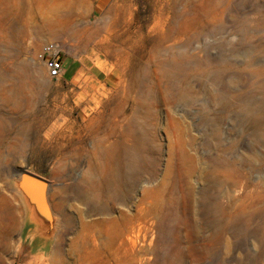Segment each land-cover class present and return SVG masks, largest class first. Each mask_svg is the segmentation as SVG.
I'll use <instances>...</instances> for the list:
<instances>
[{
    "label": "rangeland",
    "instance_id": "374dc122",
    "mask_svg": "<svg viewBox=\"0 0 264 264\" xmlns=\"http://www.w3.org/2000/svg\"><path fill=\"white\" fill-rule=\"evenodd\" d=\"M48 39L63 43L65 79L36 58ZM157 67L153 82L185 99L163 88L139 103L132 75ZM140 117L175 207L150 212L144 173L132 198L92 209L77 184L97 179L102 147ZM169 118L183 123V149L169 146ZM23 126L32 132L18 138ZM23 168L50 183L39 208L18 184ZM0 210V264H264V0H0ZM121 213L145 217L135 246Z\"/></svg>",
    "mask_w": 264,
    "mask_h": 264
},
{
    "label": "bare ground",
    "instance_id": "6f19581e",
    "mask_svg": "<svg viewBox=\"0 0 264 264\" xmlns=\"http://www.w3.org/2000/svg\"><path fill=\"white\" fill-rule=\"evenodd\" d=\"M60 27L61 29L64 28L62 25ZM93 34L94 32L91 31L86 38L90 39ZM173 67L164 65L160 73L161 76L163 78L170 77L174 72ZM160 74L158 72V67L151 73H133L131 78V88L138 87L140 89L141 95L139 103L142 104L143 102L147 101L152 102L155 98V93H160L163 88L173 98H186V92L183 90V88L168 84V82L165 86H162L160 83L155 84L152 80V77L154 76L159 78ZM125 111V100L115 104V117L116 115L126 116ZM114 119V117L110 118V120L113 122L115 121ZM169 122L175 123L179 130V133L174 136L173 139H169V146L171 150L175 149L177 144L179 145L180 149H183L188 144L184 138L183 123L176 118H169ZM108 124L109 123H107L106 126H108ZM150 125L151 124H149V120L146 117H140L138 122L135 121V119L129 120L127 126L120 130V137L112 144L104 145L102 147V151L100 152V158L102 160L99 164L90 167L89 170V175H93L97 177V179H89V181L86 180L87 184H77L79 189H76L75 192L78 197L83 199L85 202H89L92 206V209L94 208L97 211L104 212L108 209L107 201L109 199L116 200L118 202H125L132 198L134 188L137 185H142V176L144 173L149 174L151 180H153V183L148 181L147 186L143 187L141 191L143 198L152 199L150 212L152 211L159 214L166 208L169 209L173 206L175 207V198L178 193L177 187H175L172 182L167 183L164 180H158L160 173L159 160L157 156L154 157V154L160 152L159 150L161 145L158 143L157 133L150 131ZM153 125L155 124L153 123ZM28 127L23 126L19 128L17 134L18 138H21L22 136L29 137V134L32 131L31 129H28ZM108 129L110 132L114 133L118 132L119 130L117 124L116 126L108 127ZM126 141L129 143L127 144ZM36 152L37 150L34 148L33 154L36 155ZM170 167L171 164L168 167L169 169L165 171V175L173 172V170L170 171ZM179 173L180 167L176 166V175ZM165 197H167L169 200L167 203L163 202ZM25 198L26 201L29 200V197ZM4 219L5 214L0 210V221ZM144 219L145 217L142 215V213H138L136 217H133L128 213H121L119 219L115 220L116 224L119 226L121 234L127 231V238L132 246H135L136 239L130 234L131 232H135V228L137 226L139 229L145 228V225L142 224ZM137 235L136 237H138Z\"/></svg>",
    "mask_w": 264,
    "mask_h": 264
},
{
    "label": "built area",
    "instance_id": "2783aa9c",
    "mask_svg": "<svg viewBox=\"0 0 264 264\" xmlns=\"http://www.w3.org/2000/svg\"><path fill=\"white\" fill-rule=\"evenodd\" d=\"M63 51V43L57 39L43 41L37 50L36 58L44 64L50 78H63Z\"/></svg>",
    "mask_w": 264,
    "mask_h": 264
},
{
    "label": "water",
    "instance_id": "95a60500",
    "mask_svg": "<svg viewBox=\"0 0 264 264\" xmlns=\"http://www.w3.org/2000/svg\"><path fill=\"white\" fill-rule=\"evenodd\" d=\"M18 184L22 192L37 203L36 207L39 208V205L41 207L45 190L50 189L49 181L45 177L23 168L19 174Z\"/></svg>",
    "mask_w": 264,
    "mask_h": 264
},
{
    "label": "crops",
    "instance_id": "0c3cea01",
    "mask_svg": "<svg viewBox=\"0 0 264 264\" xmlns=\"http://www.w3.org/2000/svg\"><path fill=\"white\" fill-rule=\"evenodd\" d=\"M73 63H75V61L72 60ZM65 63H66V60L64 59V70H63V78L65 77V73H66V67H65ZM80 68V66H76L74 72L72 73L71 77L67 78V79H72L76 73L78 72V69ZM65 79V78H64ZM31 223H34V221H30Z\"/></svg>",
    "mask_w": 264,
    "mask_h": 264
}]
</instances>
